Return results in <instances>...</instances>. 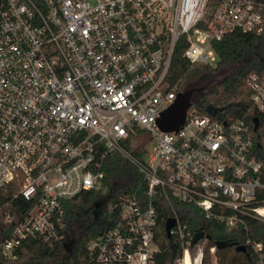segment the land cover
Wrapping results in <instances>:
<instances>
[{"label": "built area", "instance_id": "2783aa9c", "mask_svg": "<svg viewBox=\"0 0 264 264\" xmlns=\"http://www.w3.org/2000/svg\"><path fill=\"white\" fill-rule=\"evenodd\" d=\"M263 20L260 0H0V210L11 224L0 254L11 257L29 235L62 237L65 201L101 188L114 151L146 188L126 194L114 224L88 242L100 264H155L160 197L229 229L246 226L247 216L264 221V158L244 117L191 106L178 130L157 125L182 90L181 78L167 77L178 41L191 66H215V41L236 28L259 32ZM246 84L264 111V74ZM174 217L170 237L182 252L173 263L201 264L204 245L198 240L192 253L195 231Z\"/></svg>", "mask_w": 264, "mask_h": 264}, {"label": "trees", "instance_id": "16d2710c", "mask_svg": "<svg viewBox=\"0 0 264 264\" xmlns=\"http://www.w3.org/2000/svg\"><path fill=\"white\" fill-rule=\"evenodd\" d=\"M214 48L219 57L215 66L197 64L190 67L183 55L184 44L178 41L167 77L175 81L192 76L202 81L210 74L235 67L233 72L201 92L198 102H194L192 107L227 120L244 117L256 139L255 150L264 158V111L252 106L251 89L246 84L249 74H264V20L259 32L236 28L224 33L221 39L214 42ZM187 85L188 81L181 88ZM254 117L259 120L256 130L253 129ZM131 149L140 155L138 145ZM103 170L105 175L99 190H82L65 201L62 237L50 243L36 234L29 235L13 249L11 257L0 254V264H100L88 255V242L114 224L120 201L126 194L136 192L142 196L146 188L138 168L119 152L114 151L105 158ZM154 201L158 211L155 240L159 246L154 257L155 264H174V258L182 252L181 245L166 233L165 220L170 216H177L193 231L204 232L206 244L201 264H264L263 220L247 216L246 226L229 229L224 220L206 216L200 208L181 203L174 197H160ZM10 225L3 221L0 210V233L5 234ZM70 230L74 231V235L71 236ZM248 238L260 242L261 248L255 250L247 244ZM216 240H226L228 244L215 248L216 260L213 261L209 248ZM236 244H245L246 251L236 250ZM193 248L190 247L191 252Z\"/></svg>", "mask_w": 264, "mask_h": 264}, {"label": "water", "instance_id": "95a60500", "mask_svg": "<svg viewBox=\"0 0 264 264\" xmlns=\"http://www.w3.org/2000/svg\"><path fill=\"white\" fill-rule=\"evenodd\" d=\"M235 67H230L226 70H223L218 73L210 74L209 76L202 79V81H197L192 84H188L182 90H180L174 100L164 109L161 110L158 118H157V125L163 131H172L178 130L183 123L185 122L186 115L188 109L194 103L193 96L196 92H203L204 90L210 88V86L216 80L222 78V76L226 74H230L233 72ZM259 124V120L257 117L253 118V129L256 130ZM176 218L174 216H170L165 220V230L168 236H170V228L175 223ZM205 234L201 231H195L194 235L191 239L190 245L193 246L199 239L204 238ZM227 243L226 240H216L215 246L216 247H223ZM235 249L238 251L245 252L247 247L245 244H236Z\"/></svg>", "mask_w": 264, "mask_h": 264}, {"label": "rangeland", "instance_id": "374dc122", "mask_svg": "<svg viewBox=\"0 0 264 264\" xmlns=\"http://www.w3.org/2000/svg\"><path fill=\"white\" fill-rule=\"evenodd\" d=\"M193 66H194V65H193ZM193 66L190 65V67H193ZM186 81H188V84L190 85V84H192V82H197V79H196V77L194 78V77H192V76H190V77H188V78H185V79H181V81H180V85L186 83ZM199 96H200V92H196V93L194 94V96H193V101H194V102H198V100H199ZM153 144H154V141H151V142H149V143H146V146H147V147H148V146L150 147V146H152ZM70 233H71V236L74 235V231H73V230H70ZM71 236H70V237H71ZM205 241H206V240H204V238H201V239H199L198 242H199V244L203 247V245L205 246V244H206ZM196 250H197V248L194 247L192 253L196 252ZM212 260H213V261L216 260L215 255H212Z\"/></svg>", "mask_w": 264, "mask_h": 264}, {"label": "bare ground", "instance_id": "6f19581e", "mask_svg": "<svg viewBox=\"0 0 264 264\" xmlns=\"http://www.w3.org/2000/svg\"><path fill=\"white\" fill-rule=\"evenodd\" d=\"M262 211H264V208H261Z\"/></svg>", "mask_w": 264, "mask_h": 264}]
</instances>
